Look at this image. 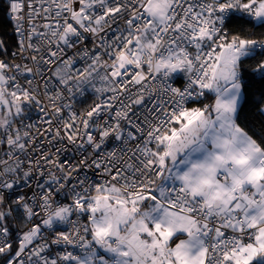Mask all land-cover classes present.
<instances>
[{"label":"snow or ice","instance_id":"snow-or-ice-1","mask_svg":"<svg viewBox=\"0 0 264 264\" xmlns=\"http://www.w3.org/2000/svg\"><path fill=\"white\" fill-rule=\"evenodd\" d=\"M0 11V264H264V0Z\"/></svg>","mask_w":264,"mask_h":264},{"label":"trees","instance_id":"trees-1","mask_svg":"<svg viewBox=\"0 0 264 264\" xmlns=\"http://www.w3.org/2000/svg\"><path fill=\"white\" fill-rule=\"evenodd\" d=\"M0 38L5 39L9 44H13V41L16 38L13 31V25L10 23L9 18L5 16L3 11H0ZM14 50L16 49L13 44V47L10 49V51ZM243 115L247 117L249 128L259 134L261 131V122L264 121V116H261L258 112H256L252 104L246 107Z\"/></svg>","mask_w":264,"mask_h":264},{"label":"built area","instance_id":"built-area-1","mask_svg":"<svg viewBox=\"0 0 264 264\" xmlns=\"http://www.w3.org/2000/svg\"><path fill=\"white\" fill-rule=\"evenodd\" d=\"M15 51V50H14ZM33 118H35V114H33ZM89 175H91V173H89Z\"/></svg>","mask_w":264,"mask_h":264}]
</instances>
